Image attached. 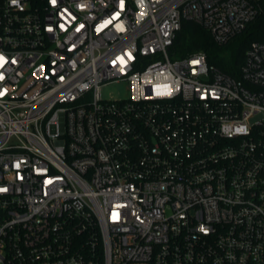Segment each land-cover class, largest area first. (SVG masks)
I'll return each instance as SVG.
<instances>
[{
    "label": "built area",
    "instance_id": "built-area-1",
    "mask_svg": "<svg viewBox=\"0 0 264 264\" xmlns=\"http://www.w3.org/2000/svg\"><path fill=\"white\" fill-rule=\"evenodd\" d=\"M262 15L0 0V264H264V43L238 77L169 57L184 21L223 45Z\"/></svg>",
    "mask_w": 264,
    "mask_h": 264
},
{
    "label": "trees",
    "instance_id": "trees-1",
    "mask_svg": "<svg viewBox=\"0 0 264 264\" xmlns=\"http://www.w3.org/2000/svg\"><path fill=\"white\" fill-rule=\"evenodd\" d=\"M252 42L264 43V15L250 22L241 34L223 45L213 42L210 34L202 27L184 21L170 48L169 57L178 60L201 52L209 66H216L223 73L238 77L240 65Z\"/></svg>",
    "mask_w": 264,
    "mask_h": 264
},
{
    "label": "rangeland",
    "instance_id": "rangeland-1",
    "mask_svg": "<svg viewBox=\"0 0 264 264\" xmlns=\"http://www.w3.org/2000/svg\"><path fill=\"white\" fill-rule=\"evenodd\" d=\"M173 60V59H171ZM127 85L124 83H113L101 88V95L106 100L121 99L127 96ZM253 121L260 119L258 115Z\"/></svg>",
    "mask_w": 264,
    "mask_h": 264
},
{
    "label": "clouds",
    "instance_id": "clouds-1",
    "mask_svg": "<svg viewBox=\"0 0 264 264\" xmlns=\"http://www.w3.org/2000/svg\"><path fill=\"white\" fill-rule=\"evenodd\" d=\"M13 2H15V0H13Z\"/></svg>",
    "mask_w": 264,
    "mask_h": 264
},
{
    "label": "snow or ice",
    "instance_id": "snow-or-ice-1",
    "mask_svg": "<svg viewBox=\"0 0 264 264\" xmlns=\"http://www.w3.org/2000/svg\"><path fill=\"white\" fill-rule=\"evenodd\" d=\"M0 59H2V58H0Z\"/></svg>",
    "mask_w": 264,
    "mask_h": 264
}]
</instances>
